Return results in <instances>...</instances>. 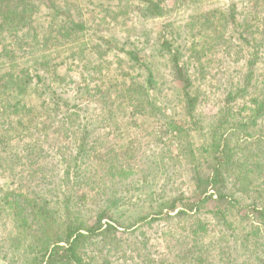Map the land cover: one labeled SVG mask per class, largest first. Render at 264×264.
I'll list each match as a JSON object with an SVG mask.
<instances>
[{
    "label": "rangeland",
    "instance_id": "1",
    "mask_svg": "<svg viewBox=\"0 0 264 264\" xmlns=\"http://www.w3.org/2000/svg\"><path fill=\"white\" fill-rule=\"evenodd\" d=\"M64 1L33 0L26 5L34 8L30 24L17 27L16 32L14 27L0 29V78L9 70L23 71V75L29 72L34 84L37 74L48 78L37 89L32 88V99L15 108L5 104L8 95L23 100L27 93L20 88L7 89L0 79V264H26L31 248L24 235L13 239L15 231L8 215L11 209L5 204L11 194L22 193L27 205H49L54 209L49 220L58 221L64 217L67 194L77 205L78 218L87 226L93 214L110 202L118 207L116 218L131 224L149 211L151 201L155 206L161 202L171 206L179 194L193 199L199 175L205 179L213 164L207 149L212 138L219 140L223 132L228 144L226 155L232 157L227 171L232 195L220 207L234 227L224 242L217 237L219 229L212 233L216 223L209 213L216 206L213 198L201 206L198 216L192 215L209 227L207 234L198 231V239L211 244L216 252L223 248L226 253L220 256L210 250L203 260L228 264L225 256L231 253V264H246L245 255L249 254L255 264H264V227L263 237H247L242 230L252 214L250 206L264 208V117L258 119L255 128L235 126L249 117V110L243 107L251 108L252 98L262 92L264 0H151L160 7L161 15L143 11L147 0H78L81 17L77 20H82L87 30L73 38L62 29V38L61 25L52 23ZM76 37L82 39L70 41ZM166 40L173 50H179L184 79L190 80L189 92L195 98L191 118L185 81L179 80L174 63L166 57L167 48L160 46ZM6 47L14 53H3ZM130 52L146 62L159 82L150 98L142 92L145 87L150 91L149 71L146 65L133 61ZM132 82L138 84L129 90ZM51 87L63 98L56 100L59 111L68 104L78 107L72 110L78 115L73 125L54 112V103L50 108H38L43 99L50 102ZM30 88L31 84L28 92ZM236 89L240 91L237 98L229 100V93L237 94ZM132 104L137 107L135 114ZM172 122L182 130L177 135L170 130L175 127ZM71 137L90 143L84 158L88 165L81 167L75 186L66 183L63 163L70 157L69 146L74 145ZM114 146L118 156L112 158L119 157L116 177H93L86 183L83 172L87 166L92 169V164L108 159V149L114 150ZM122 169L123 174L119 172ZM83 194L85 198H77ZM150 196L152 199L144 204L142 201ZM164 213L177 217L146 224L134 234L116 225L127 242L108 252L111 264H130L138 252L144 255L142 264H203L196 259L198 255L188 260L183 258L185 254L180 255L184 248L181 241L190 246L184 238L190 235L194 220L179 217L177 210L164 209ZM82 253L84 264H105L106 252L95 249L90 239Z\"/></svg>",
    "mask_w": 264,
    "mask_h": 264
},
{
    "label": "trees",
    "instance_id": "2",
    "mask_svg": "<svg viewBox=\"0 0 264 264\" xmlns=\"http://www.w3.org/2000/svg\"><path fill=\"white\" fill-rule=\"evenodd\" d=\"M32 1L33 0H0V29H2V31H8L9 27L11 30L12 27H14L18 29H14V32H16L19 31V28L17 27H25L30 24L31 15L33 14L32 9L34 8H27L26 5H31ZM255 1L259 2V0ZM255 5L257 4L255 3ZM11 7L15 9H11ZM143 11L153 15H155L156 13L159 15L161 9L159 6L155 5L154 2H152L151 0H147V6L143 9ZM79 12L80 10L78 6V0H66L64 1L63 7L58 8L55 11V20L52 24L57 25L59 23L61 25V29L59 28V33L61 35L60 37H65V34H61L63 33L61 32L62 29L67 30V37L72 36L73 38L76 36V34L79 35L78 33H84L87 30V25L82 20H77L79 17H81V14ZM231 17L232 21H235L234 14H232ZM14 20L18 21L13 24ZM51 29L53 30V26H51ZM81 37L83 38L85 37V35H82ZM81 37H76L75 40H72L71 38L70 41H78L82 39ZM160 46H162L163 48H167L168 56L166 57H169L168 60H172V62L174 63L173 69L176 71V75L179 80H181V82L185 81V86L183 89L185 91V98L188 101V117L191 118V115L193 113L192 111L194 109L193 107L195 98H193L189 92V88L191 87L190 80L184 79V70L179 65V50H173L171 42L169 40L163 41ZM9 47L11 48V46ZM2 52H10V54L14 53L13 50L7 51V47L4 48ZM1 54L2 53H0V56ZM129 55L132 57V59H134L133 61H136L137 64L141 66L146 65V62L143 63L142 59L138 58V56L136 57L134 53L130 52ZM255 59L256 57L252 61H250V66L254 64ZM145 68L149 71L147 83L150 86V91L148 92V87H145V89L142 88V92L145 95V98H150V92L155 90L156 87H158L159 82L157 78H154L153 72L147 69V65L145 66ZM35 77L37 78V83L34 84V77L31 76L29 72L26 75H23V71L15 73L13 72V70H9L0 78L5 81L7 89L11 87L12 90L15 88V90L18 91V89L20 88L24 94L27 93L23 100L17 97L13 100V98L8 95V99L6 100L5 104H7L9 108H15L17 106H20L22 101H28L32 99V94L35 93L32 88L37 89V85L44 84V82H46V80L48 79L46 76H40V74H37V76ZM30 84L31 88L28 92L26 88H28ZM137 84L132 82L130 84L129 90H131V88L135 87ZM238 89H236L237 94L235 95L231 92L229 93V100H234L235 98H237V95L240 92ZM49 92L53 95V97L48 98L50 99V102L49 100L48 102H45L43 99L38 108H50L51 104L54 103V112L60 113V115H62L63 120H68L71 125H73L72 122H76V118L78 117V115H76L72 110H75L78 107L75 106L73 108V106L71 107L70 104H68L65 109L62 108L59 111L60 108H57L60 102H57L56 100L62 99L63 101V98L61 97V95H58V90L54 87H51ZM137 92L134 91V93ZM145 98L144 100L148 102ZM150 104H152V102H150ZM251 104L253 105L251 106V108H249V106L247 105L243 107L244 110H249V117L246 120L237 121L235 126L239 128H246L247 130L250 127H258V119L264 117V82L262 84V92L258 96L252 98ZM132 107L133 114H135V112L137 111V107L133 104ZM175 123L176 122H172L175 127L170 128V130L172 129L171 131H173V133L177 135V132H181L182 130H180V127L177 126ZM21 124L23 123L20 122V125ZM225 134L226 132H223L220 135L219 140H217L215 137L212 138L210 148L207 149V151L212 155L213 164H211L210 172L207 174V176H205V179L203 178L202 174L199 175V183L197 184L196 192L193 194V199H189L183 194H179L177 196H174L175 198L172 199L171 206H169L168 203L163 204L162 202L155 206V204L152 203L153 201H151V203H148L149 211L143 215L140 214L139 216H137L138 218L131 224H126L125 222L123 223L120 218H116L115 209H118V207L116 208L114 206L115 204H112L110 202L102 205L97 214H93L92 220L87 226L85 222L81 221L78 218L79 212L75 210V207L77 205L71 201L72 197L67 194H65L66 197L63 212L64 217L61 218V221H58L57 219L49 220L52 215L51 212L54 211V209L49 208V205H27L26 200L23 199L22 193L11 194L10 197L5 198V204H7L9 206V209H11L9 212L10 214L8 215L11 219L10 221H12L13 224V231H15L13 239L14 241H17L22 235H24V237L28 239V244L31 246L27 256L28 258L26 264H84L85 259L83 257L82 248L85 244V241L88 239L92 241V246L97 249L100 253L104 251L106 252V257H103L104 262L105 264H111V256L107 258V255H109L108 252L113 250L115 247H118L117 244L121 245L126 244L127 242L122 237L123 234L119 231V228L116 225L123 227L125 232L134 234L137 229H140L146 224H151L162 219H166L169 221L171 219H174L173 217H177L170 216L168 213H164V209H169L171 211L177 210L178 213L176 215H178L179 217L182 216L184 218H192L194 220V223L190 225V235L184 238V240L186 239L185 241L191 242L190 246L189 244L184 245V243L181 241L180 247L184 246V248H182L180 255L185 254L183 258L187 260L190 258L192 259L193 257L196 258V255H198L196 259H199V262L203 261V264H216L215 262L207 263L206 260H203L205 254H207L210 250L216 252V248L212 247L211 244H205L202 238L198 239V236H200L198 231L201 230L204 231V233L206 232L207 234L209 232V227L208 225L204 224V220L199 218L197 219L193 216H198L200 214L199 211L201 209V206L209 202L213 198L215 201H212L215 202L216 206L214 207L213 212L209 213H213V220L216 221V223L215 225H213L215 229L212 231V233L215 232L216 229H219L217 231V237L220 238L219 241L222 240L221 242H224L228 238L227 232L231 229L233 230L234 223L226 218V210L220 207V204L229 200L230 196L232 195L229 193V183L227 180L228 175L230 173L227 171L230 165L232 164V157L230 153L229 157L228 154L226 155V152L228 151V144L227 139L224 138ZM247 134H249V132H247ZM70 140L74 141V145L69 146L70 157L69 159L66 158L65 160H63V163L66 167V183L69 184V186H75L79 183L78 177L80 173H82L80 172L81 167L87 164V162L85 164L84 158L87 155L86 151L87 147L89 148L90 143L86 142V140H83L81 138L77 139L76 137H71ZM113 148L114 150L108 149V152H111L108 154V156H110L108 159L102 158L101 160H99L98 163L92 164V166H94L92 169H90V166H87L86 170H84L83 172L85 174L84 178L86 183H88L89 179L91 180V178L93 177H109L111 179L116 177L117 167L115 166L118 163L119 157L116 160L112 158V156L114 155L118 156V154H116L117 152L115 151L116 146H114ZM235 162L236 161H233V164H235ZM252 170L254 171V169ZM101 171L103 172V176H101ZM119 172L121 174L125 173L124 170ZM240 180L244 181V178H239L238 181ZM211 190L213 191L212 194L214 195H209V192ZM98 194L99 192L94 193L95 196H98ZM85 197L86 194H83L81 197L77 198L82 199ZM151 197L152 196L148 197L147 199L143 198L144 201L142 202L145 204L149 198L152 199ZM2 208V203H0V214L1 212L3 213ZM248 208L249 207H246V209ZM250 208L252 209V214H249L247 221H245L246 226L243 225L242 230L246 232L245 235L247 237H249L250 235L255 237H263L261 233L262 228L264 227V208H258L255 206H250ZM239 222L240 221L236 223ZM58 228L60 229L58 232H56ZM123 247L124 245L120 246L119 248L122 249ZM210 247L212 248L210 249ZM30 253H32V256L30 255ZM216 253H218V255L220 256L226 254L223 248L218 249V252ZM97 255H99V253H97ZM227 255L225 256L226 258H228L227 263L231 264L232 261H234L233 257L231 256L232 254L229 253ZM206 257V259H209L208 256ZM213 257L217 259L215 255ZM245 257L246 264H255L254 261L256 260L254 259V257L249 254H246ZM143 258L144 255L138 252L137 257L132 258L133 261L130 264H142L141 260H143ZM217 262V264H222L221 261Z\"/></svg>",
    "mask_w": 264,
    "mask_h": 264
}]
</instances>
